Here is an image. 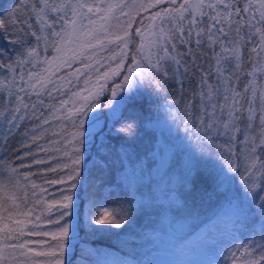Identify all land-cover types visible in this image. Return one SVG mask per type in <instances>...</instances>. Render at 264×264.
<instances>
[{
  "label": "snow or ice",
  "instance_id": "snow-or-ice-1",
  "mask_svg": "<svg viewBox=\"0 0 264 264\" xmlns=\"http://www.w3.org/2000/svg\"><path fill=\"white\" fill-rule=\"evenodd\" d=\"M0 141V264H97L141 206L99 194L129 170L244 218L213 264H264V0L0 3Z\"/></svg>",
  "mask_w": 264,
  "mask_h": 264
},
{
  "label": "trees",
  "instance_id": "trees-1",
  "mask_svg": "<svg viewBox=\"0 0 264 264\" xmlns=\"http://www.w3.org/2000/svg\"><path fill=\"white\" fill-rule=\"evenodd\" d=\"M0 3H11V0H0ZM142 101L145 109L152 107L149 97L142 96ZM153 137L160 147L169 132L162 123L159 127L148 125L140 132L133 151L143 155L151 148ZM15 147L17 145L13 143L6 150L0 148V162L18 164L13 151ZM36 182L42 183V180L37 178ZM166 189V183L155 170L152 177L129 170L127 174H118L113 185L99 192L109 199L131 197L141 206L122 231L100 232L90 237L97 264H213V261H219L220 250L228 246L244 218H237L227 210L217 215L221 212L222 202L211 193L197 203L195 216L192 209L177 211L176 205L166 198ZM83 212L82 207V219ZM251 219L249 216L248 220Z\"/></svg>",
  "mask_w": 264,
  "mask_h": 264
},
{
  "label": "rangeland",
  "instance_id": "rangeland-1",
  "mask_svg": "<svg viewBox=\"0 0 264 264\" xmlns=\"http://www.w3.org/2000/svg\"><path fill=\"white\" fill-rule=\"evenodd\" d=\"M98 126H99V125H97V126H96V128H95V129H93V131H94V130H96V129L98 128ZM85 212H86V209H85ZM85 219H86V216H85Z\"/></svg>",
  "mask_w": 264,
  "mask_h": 264
}]
</instances>
